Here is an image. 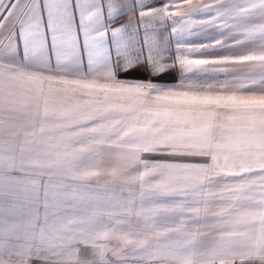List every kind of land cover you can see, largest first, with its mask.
Masks as SVG:
<instances>
[{"label": "snow or ice", "instance_id": "1", "mask_svg": "<svg viewBox=\"0 0 264 264\" xmlns=\"http://www.w3.org/2000/svg\"><path fill=\"white\" fill-rule=\"evenodd\" d=\"M0 264H264V0H0Z\"/></svg>", "mask_w": 264, "mask_h": 264}]
</instances>
